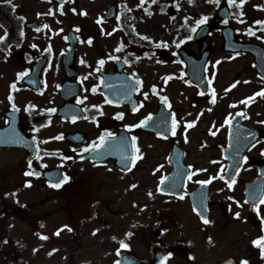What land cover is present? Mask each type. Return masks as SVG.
<instances>
[{"label": "rangeland", "instance_id": "obj_1", "mask_svg": "<svg viewBox=\"0 0 264 264\" xmlns=\"http://www.w3.org/2000/svg\"><path fill=\"white\" fill-rule=\"evenodd\" d=\"M161 1L156 0L153 3L152 0H120L121 18L118 22H102L103 24H101L103 11L112 0H67L63 5V11L52 0H17L13 3L17 4L28 18L40 23L39 31L24 32L25 35H35L34 38L37 40H44L43 37L48 35L55 36L53 40L57 42L69 28L79 29L82 35H92L94 28L102 26L106 38L94 40L93 48L82 44L77 51L79 61H84L78 68L81 72L86 70L88 82L91 83L94 82L92 73L95 61L100 55L96 54L99 42L109 45L110 48L106 49L108 51H112L113 46L118 47L120 42H127L126 44L136 48L154 49L153 58L149 56L148 59H144V63L157 67L160 74L168 71L169 77L174 79L171 82L176 85L172 88H182V82L177 75L179 66L171 63L170 56L181 42L189 41L188 32L197 25L198 20L204 16L208 17L207 20L212 18L221 2L232 7L233 12L228 22L239 31L240 39L256 42L264 40L262 24L256 23V21H264V11L260 8L258 0H245L242 6L239 0H235V3H230L229 0H220L219 3L215 0H192L191 3L189 0ZM73 9L76 11L74 12ZM49 12L52 14H48ZM249 30H253L254 34L249 35ZM3 32L0 27V35ZM144 36H148L149 39H144ZM211 40L215 45L221 43L215 32ZM187 43L194 52L197 51L195 44ZM123 48L128 49L127 46ZM122 54L124 57L126 55L130 57L132 62L137 61L135 57L128 55L127 51H123ZM220 57H222L220 53H217L214 60ZM164 61L168 62L167 67L163 65ZM243 63L246 64V61L235 60L234 63L230 65L224 63L219 68L230 70L231 75V70L244 69ZM159 64L161 66H158ZM3 66L4 64L0 63V67ZM136 66L134 69L137 71L146 68ZM230 66L239 69H232ZM7 67L14 68L11 64ZM146 71L154 78V71L148 69ZM249 80L255 82L252 78ZM5 92V88L0 87V94L4 95ZM188 94L189 92L186 93ZM89 100L92 102L91 99ZM29 102L32 105L30 113L34 112L33 108L45 112V108L52 105L49 99L38 98ZM175 103L178 107L179 100ZM261 104V102L253 104L250 107L251 113L255 116L264 115V106ZM111 113L112 110L104 108L105 117L99 120V123L105 124L106 117ZM58 121L52 120L50 126L40 130L26 126V131L30 133L35 130L38 137L45 141L40 146L41 149H62L67 154H73L80 145L73 147L65 141L56 145L50 139L55 129L54 125H57L55 132L61 129L86 132L88 147L100 137L97 122L86 120L74 125H60ZM24 155L22 151H0V197L5 209V216L0 220V264H108L112 259L110 255L113 250L118 248L117 244L123 241L121 239L129 236V226L132 223L140 222L142 225L139 235L134 240L131 239L132 246L141 254L144 252V245L152 241L150 224L156 212L159 211L161 217H165L167 212H175L172 207L166 208L167 205L164 204L163 199H158V196L154 194L148 196L150 190L147 187H131L128 178H120L108 165L95 167L86 162L74 164L70 172L73 181L63 192H53L43 188L40 180H32V186L24 189V177L21 175L24 165L20 167L24 162ZM58 162L59 159L53 157L43 160L44 165L48 166ZM249 175L250 172L245 174L246 177ZM76 177L82 178L83 182H76ZM156 180H152L150 188ZM218 192H220L219 187L215 186L212 193L216 195ZM12 193L15 195H11ZM142 205L146 206V211L148 207L150 210L143 215L136 214V211L141 212ZM262 212L259 213L257 210L255 215L250 209L244 208L241 216L245 217V222L231 223L228 226L227 236L222 241L215 237L217 246L216 250L212 251V255L211 251L204 247L206 246L204 241H211L206 236L209 232L202 231L198 227L194 236L187 235L200 246L199 262L216 264L219 260H217L219 251L225 255H229L231 251H241V256L246 257L248 264H264V255L258 253L257 258L253 249V241L259 235L258 221L264 217V207ZM64 225L69 226L71 231L63 227ZM168 226L169 230L166 232V238L163 236V241L170 244L175 241L177 229L173 228L171 223ZM58 229L62 230L56 235ZM41 235L47 236L48 239H42ZM177 263L175 258L168 264Z\"/></svg>", "mask_w": 264, "mask_h": 264}, {"label": "flooded vegetation", "instance_id": "obj_2", "mask_svg": "<svg viewBox=\"0 0 264 264\" xmlns=\"http://www.w3.org/2000/svg\"><path fill=\"white\" fill-rule=\"evenodd\" d=\"M2 6L5 7L7 4H3ZM16 14V18H10L5 22L8 26L5 28L3 35H1L5 39L0 41L1 61L4 64L0 68V87L6 90V93L1 97L4 109L0 110V125H5L7 122L5 110H18L22 117L21 106H23L25 99H27L26 102L38 98L43 100L49 99L50 103L57 110V107L64 101L63 91H61L64 82V87L74 88L73 82L77 81V102L80 103V100H82L81 96H86L84 94L86 91L85 75L77 67L74 71H67L62 67V54L68 47L65 36L62 37L63 41L57 48L49 44H40L34 36L21 35V33H17L12 28H17L26 22L21 10H16ZM9 25L12 27H9ZM80 38H86V36ZM33 45H36V47H33ZM101 47L104 48V46ZM43 50L45 51L41 53ZM101 52L105 54L104 51ZM55 56H57L58 67L50 68L48 65L55 60ZM41 58H44V63L37 72V68L33 69V65ZM110 61L111 67H107L104 70L105 72L114 71V59ZM8 64H11L14 68L9 69L7 67ZM138 66L141 67L140 64L136 67ZM21 72H26V75L19 77L18 74ZM251 72L253 78L260 81L258 84L251 81H240L239 77H242L243 73L233 72L230 75V71L223 68L215 71H210L208 68V91L203 93L197 86L190 84L188 81L184 85L189 89L188 96L182 94V90L176 92L179 99L182 100V103L178 107H174L169 101L168 83L166 80L160 81L162 79L160 73L154 78L151 74H147L145 70L138 71L141 74L140 76L132 75L136 80L134 96L138 101V107L135 108V111L132 109L131 112H127L126 107H115H120L127 112L129 117L128 125H139L135 128L124 127L128 129L131 138L133 136L137 137L136 144L140 152L136 153L134 151V156H139L140 158L136 160L135 165L132 164V168L128 173L125 174L118 171V174L121 177L128 175L132 182H135L138 186L145 187L151 185L153 179L161 182L167 176L171 162H177L176 159H178L180 162V166L178 165V178L185 177L184 188L181 194L177 198H165L167 203L166 208L172 207L175 212H167L165 217H161L160 213L156 212L157 216L151 220V236L154 238L160 239L161 236L165 237L170 223L181 235H193L199 227L203 231L207 230L210 236L215 237V235L228 233V226L231 223L245 221L235 215L239 212L240 208L237 202L240 200L245 202V198H228L231 195L223 196V198L208 196V198H205L206 217L211 223L205 224L200 214L194 211L193 206V201H198L199 203L196 206L201 208L203 198H190L189 193L194 188L202 185L198 181L215 176L216 179L206 185L208 188L214 185H221L230 194L237 193L242 196L243 185L248 180L244 177L243 171L247 167L258 171L259 166L264 165V123H262L264 122V115L255 116L249 108L253 101L258 100L261 96H256L254 100L247 104L239 103L246 97L252 96L254 93L264 89V81L257 76L253 69ZM96 78L100 81L101 86L99 71H96ZM237 81L239 83L235 87H232ZM13 82L16 83L15 90L11 88ZM213 89L216 94L215 104L211 102ZM9 95H12L14 100H9ZM96 95L102 101H106V97L101 93L100 87L97 88ZM163 96L168 97L171 107L161 99ZM13 103H15L16 108L12 107ZM106 104L111 105L110 103ZM161 105L171 110L175 119L180 122L176 128V134L173 135L172 121L170 137L157 135L151 131L140 130V121L151 117ZM198 105L204 108L200 109ZM193 108L194 110H192ZM241 111L246 113L247 118L237 115ZM55 112L53 114L56 117ZM117 118L118 116H115V118L112 116L106 117L108 122L102 128L108 132L112 130L111 133L118 132L123 126L118 123ZM58 119L61 120L59 117ZM237 119L238 121H236ZM226 120H230L231 123H225ZM191 121H196L195 125L186 129V123ZM26 122L30 124L31 117ZM241 122L251 128L242 126ZM213 132H215V135L212 134ZM249 132L254 135L248 136ZM185 136H187V139H185ZM253 140L259 141V143L257 141L254 143L255 147L250 146ZM173 148L175 152L171 157ZM245 156L248 159L247 161L243 159V166L232 178L235 180V183L229 188L228 182L232 179L226 178L227 167L231 164L232 160ZM198 169H206V171H197ZM152 171L156 175H151ZM143 172L149 173V177ZM185 172L188 173L186 174ZM189 174H192L191 179L188 178ZM221 175L225 178L221 179ZM51 188L55 187L52 186ZM145 208V205L140 206L141 212L139 214L145 213ZM154 231H156V234ZM152 244L150 242L146 245L145 252L141 256L142 258L150 259ZM205 245L204 247H207L206 249L211 251L210 254L212 255V251L216 250L217 243L209 242L205 243ZM169 247V250H166L168 254L171 250L175 253L178 260L177 264H206L205 262L198 261L200 246L188 238L180 237L178 241L172 243ZM223 255L225 253L218 252L217 260H219L216 264H220L227 259H232L235 262L234 264H241L242 260H246L245 256H241V251H235L233 255L230 253L229 255ZM242 257L243 259H241ZM162 264H166V262Z\"/></svg>", "mask_w": 264, "mask_h": 264}, {"label": "snow or ice", "instance_id": "obj_3", "mask_svg": "<svg viewBox=\"0 0 264 264\" xmlns=\"http://www.w3.org/2000/svg\"><path fill=\"white\" fill-rule=\"evenodd\" d=\"M4 2H5V3H9V4H11L12 0H4ZM152 2L155 3L156 0H152ZM189 2L191 3L192 0H189ZM215 2H216V3H219V0H215ZM229 2H230V3H235V0H229ZM244 2H245V0H239V3H240L241 6L244 4ZM12 7H13V9H15L16 5L13 4ZM177 7H179V5H177ZM60 10L63 11V0H61V8H60ZM73 11L75 12L76 9H73ZM48 14H52V13L49 12ZM84 14H86V13H84ZM241 15H243V13H241ZM207 19H208L207 16L202 17L200 20L197 21V26H199V25H201V24H204V23L207 21ZM225 23H227L226 20H225ZM256 23L264 25V21H256ZM45 27H47V25H45ZM78 30H79V29H77V31H78ZM37 31H39V29H37ZM61 31H62V30H61ZM193 31H195V29H193ZM252 34H254V33H253L251 30H249V35H252ZM5 35H7V34H5ZM21 35H23V32H21ZM190 38H191V37H189V39H190ZM4 39H5V37L0 36V41H2V40H4ZM144 39L147 40V39H149V37H148V36H144ZM87 43L91 44V43H92V38H89L88 41H87ZM33 47H36V45H33ZM117 50H119V49H117ZM81 62L83 63L84 61L82 60ZM99 63H100L101 65H103L104 60L101 59V60L99 61ZM25 75H26V72H21V73L18 74L19 77H23V76H25ZM170 78H171V77H168L167 79H170ZM246 82H247V81H246ZM238 83H239V81L235 82V83L232 85V87H235L236 84H238ZM154 87H155V86H154ZM11 88H12L13 90L16 89V83H15V82L12 83ZM93 90L95 91V89H93ZM226 91H228V90H226ZM145 95H147V94H145ZM256 96H262V97H264V89L260 90V91L257 92V93H254L252 96L246 97L244 100L240 101L239 103L247 104V103L251 102L252 100H254ZM8 98H9V100H14V97H13L12 95H9ZM161 99L164 101V103L169 104V101H168V97H167V96H163V97H161ZM111 102H112V101H107V100L105 101V103H111ZM211 102H212L213 104L216 103V94H215V90H214V89H213V92H212V99H211ZM233 106H234V105H233ZM12 107H13V108H16L15 103H13ZM93 107H96V106H93ZM169 107H171L170 104H169ZM209 110H211V109H209ZM47 111H49V112H55L56 109L52 108V109H48ZM134 111H135V109H134ZM101 114H102V113H101ZM237 115H241V116H244L245 118H247L246 113L243 112V111L237 113ZM117 116H118V118H122V117H123V114H122V113H118ZM150 118H151V117H147V118H145V120H141V121H140V125L145 124V123L147 122V120L150 119ZM73 119H75V117H73ZM179 123H180V122L177 121V120L175 119V117L173 116V127H172V134H173V135L176 134V128H177V126L179 125ZM195 123H196V121L187 122V123H186V129H187V128H191V127H193V126L195 125ZM225 123H231V121H230V120H226ZM262 123H264V122H262ZM138 126H139V125H137V124L125 125V127H127V128H135V127H138ZM212 134L215 135V132H213ZM113 135H114V133L108 132V131L106 130V131H105L103 134H101V136L98 138L99 143L93 142L92 145H90V147H91L93 150L102 147L103 144H104V142H105V140H106V138H107V137H111V136H113ZM253 135H254V134L251 133V132L248 133V136H253ZM131 139H132V147H133L134 151H135L136 153H139V152H140V149H139V147H138L137 144H136L137 137L133 136ZM185 139H187V136H185ZM257 143H259V141H257ZM252 146L255 147V144H253ZM83 151H88V148L83 149ZM38 158H39V157H38ZM81 158H83V157H81ZM139 158H140L139 156H134V157H133V160H132L133 165H135L136 160L139 159ZM64 159H71V157H64ZM243 159H244L245 161H247L248 157L245 156V157H243ZM29 164H30V166H31V162H29ZM197 171H206V169H198ZM25 175H29V176H39L40 173H38V172H34V171H28V172L25 173ZM188 178L191 179V178H192V174H189ZM220 178H221V179H224L225 177H224L223 175H221ZM69 179H70V177L67 176V175L65 174L64 177H63V179H62L59 183L52 184V186H53V187H56V188H59V187L61 186V184H63L64 182H66V181L69 180ZM162 179H163V178H162ZM214 179H216L215 176L210 177L209 179H206V180H200V181H198V183H200V184H202V185H207V184L211 183L212 180H214ZM234 183H235V180L232 179L231 181H229V183H228V187L231 188L232 185H233ZM26 186H31V181H27V182H26ZM131 187L134 188V187H136V185H131ZM6 195H8V194H6ZM11 195H15V193H12ZM149 195H152V193L150 192ZM237 203H239V202H237ZM260 203H261V204H264V197L261 198ZM235 215H236L237 217H239V216H240V213L237 212ZM201 219L203 220V222H204L205 224H207V223H211V221L208 220V218H207L206 216L201 215ZM63 227L68 228V230L71 231V228H69V226L64 225ZM61 230H62V229H58L57 232H56L55 234H56V235H59ZM128 235H131V233H128ZM41 238H42V239H48V237H47V236H44V235H41ZM113 239H115V237H113ZM262 242H264V235L258 237L256 240H254V241H253V244H256V245L260 246L262 249H264V243H262ZM120 247H121V248H127V247H129V245H128L127 243H125L124 241H120ZM54 251H55V250H54ZM49 254H51V253H49ZM168 255L171 256L172 253H169ZM262 255H264V251H262ZM116 264H119V262H116ZM241 264H248V261H247V260H242V261H241Z\"/></svg>", "mask_w": 264, "mask_h": 264}, {"label": "water", "instance_id": "obj_4", "mask_svg": "<svg viewBox=\"0 0 264 264\" xmlns=\"http://www.w3.org/2000/svg\"><path fill=\"white\" fill-rule=\"evenodd\" d=\"M59 3H61V0H59ZM262 6L264 7V0H262ZM220 10L222 11L223 9L221 8ZM107 15H108V16H111V15H112V8L108 10ZM226 15H227V11H226V12H223V16L225 17ZM199 41H200L201 44H202V51L205 50V52L207 51L208 54H209V53H210V47L208 46V42H207V37H206V35L203 36V37H201V38L199 39ZM230 42H234V39H233V40L230 39V40H229V43H230ZM227 43H228V41H227ZM242 50L245 51V50H247V49L243 48V45H242ZM21 141H22V142H21V145L26 146V144H25V140H24L23 138H21ZM28 148H29V147H28ZM45 175H46L48 178L51 177L49 173H47V174H45ZM260 186H261V190L263 191V189H264V181L261 182V185H260ZM261 195H262V192L258 191V192H256V196H255V197L251 196V198H260ZM1 215H2V208H1V206H0V216H1Z\"/></svg>", "mask_w": 264, "mask_h": 264}]
</instances>
